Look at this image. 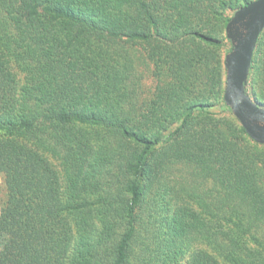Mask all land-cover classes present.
Instances as JSON below:
<instances>
[{"label":"trees","instance_id":"16d2710c","mask_svg":"<svg viewBox=\"0 0 264 264\" xmlns=\"http://www.w3.org/2000/svg\"><path fill=\"white\" fill-rule=\"evenodd\" d=\"M250 1L0 0V264H264V144L223 99ZM246 89L264 106V29ZM177 164L204 189L172 195Z\"/></svg>","mask_w":264,"mask_h":264},{"label":"water","instance_id":"95a60500","mask_svg":"<svg viewBox=\"0 0 264 264\" xmlns=\"http://www.w3.org/2000/svg\"><path fill=\"white\" fill-rule=\"evenodd\" d=\"M264 29V0L237 8L225 25L231 48L225 53L223 99L248 136L264 144V106L247 91L257 40Z\"/></svg>","mask_w":264,"mask_h":264},{"label":"rangeland","instance_id":"374dc122","mask_svg":"<svg viewBox=\"0 0 264 264\" xmlns=\"http://www.w3.org/2000/svg\"><path fill=\"white\" fill-rule=\"evenodd\" d=\"M110 52V51H109ZM111 54V53H110ZM112 56V54H111ZM8 66V63H7ZM127 66L129 68V70L135 69L136 70V74L133 73V71H128L129 74V78L127 79V81L129 82V84L131 85V87H133L136 83L137 80L141 78L140 73H138V68L134 65H131L130 60L127 62ZM14 74H16L19 78V81L22 82L23 81V75H19V73L16 72V70L14 69ZM19 72V71H18ZM151 84V80L148 78L143 85V89L144 90H148L149 86ZM136 92V90H134L131 95H133ZM137 93V92H136ZM135 96V94H134ZM212 117L215 118V120H217L221 113V109L218 106H215L214 108H212ZM56 165V163H54ZM52 166H54L51 163ZM163 170L161 171L162 174V179H168L170 181V183L174 184L172 185L174 188V191L172 190L171 193H173L172 195H176L179 199H186L187 197L183 196L185 195L187 192L184 191L183 189L188 188L189 186H196L198 185L199 188L204 189L203 186L201 185V183L199 182V178H194L195 176L189 174L188 172H190L184 165H175L172 168L165 166L162 168ZM181 172V174L179 173ZM194 180H198V181H194ZM198 182V184H197ZM164 188V186L162 187ZM4 198V185L2 182V178L0 175V202L3 201ZM184 204V203H182ZM186 209H188L187 207H183L181 208V210L186 213ZM115 222V223H114ZM122 230V226H121V220L120 218H118V216H115V219L113 218V223H112V235L111 237H109L103 246V253H102V258L104 259H109L110 255L112 253V249L114 247V240L117 238V235L119 233H121ZM94 233V232H93ZM136 249V246L133 245V254H134V250Z\"/></svg>","mask_w":264,"mask_h":264}]
</instances>
